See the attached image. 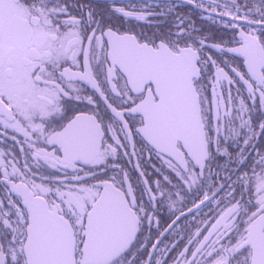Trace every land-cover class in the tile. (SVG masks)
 <instances>
[{
    "label": "snow or ice",
    "instance_id": "snow-or-ice-1",
    "mask_svg": "<svg viewBox=\"0 0 264 264\" xmlns=\"http://www.w3.org/2000/svg\"><path fill=\"white\" fill-rule=\"evenodd\" d=\"M0 264H264V0H0Z\"/></svg>",
    "mask_w": 264,
    "mask_h": 264
}]
</instances>
